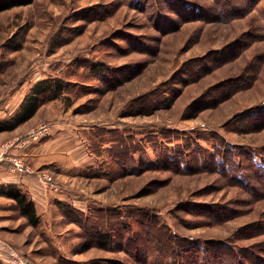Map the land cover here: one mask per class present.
Wrapping results in <instances>:
<instances>
[{
    "label": "rangeland",
    "instance_id": "1",
    "mask_svg": "<svg viewBox=\"0 0 264 264\" xmlns=\"http://www.w3.org/2000/svg\"><path fill=\"white\" fill-rule=\"evenodd\" d=\"M221 10L216 0H35L0 12V117L14 114L35 82L61 77L67 92L42 105L22 137L42 145L56 139L55 125L69 126L80 151L58 150L72 166L22 160L26 174L46 172L59 186L36 178L47 193L35 203L40 224L18 214L10 224L14 242H6L32 264H181L189 240L264 256V235L247 238L248 226L264 223L261 186L256 195L211 164L184 173L157 162L175 151L162 137L171 130L179 146L210 150L219 134L264 153V128L244 129L246 110L264 105V0L227 21ZM96 62L107 69L92 70ZM202 102L211 107L200 110ZM42 124L49 131L35 137ZM90 129L140 142L136 165L92 153ZM218 206L234 213L210 216ZM97 233L111 239L102 244Z\"/></svg>",
    "mask_w": 264,
    "mask_h": 264
},
{
    "label": "trees",
    "instance_id": "2",
    "mask_svg": "<svg viewBox=\"0 0 264 264\" xmlns=\"http://www.w3.org/2000/svg\"><path fill=\"white\" fill-rule=\"evenodd\" d=\"M35 0H0V12L9 10L14 7L25 6L33 3ZM243 1V2H242ZM217 5L222 8L220 19L227 21L236 17H240L249 12L259 0H216ZM218 19V18H217ZM90 68L94 71L105 70L104 63H92ZM107 69V68H106ZM68 83L61 77H50L35 82L29 93L24 95L18 110L3 119H0V132L12 131L33 118L39 109L45 103L60 99L67 92ZM240 87H234L232 91L221 93L214 103L217 106L224 101L227 95L234 93ZM200 110L211 107L210 102H202ZM199 110V111H200ZM246 118L244 129L250 131H257L264 128V105L251 107L246 110ZM244 113V114H245ZM119 130L95 131L90 129L86 132L85 137L88 140V147L92 153L99 152L97 156H102L105 151L109 153L110 158L114 164L120 167L126 165H136V155L141 149V143L136 141L132 136L127 138L121 136ZM179 134L178 131H168L162 137L167 139L166 142L174 144L171 149L175 151H164V156H158L157 162L160 164L167 163L173 170L179 172L190 173L196 167L207 168L209 164L216 167V170L221 175L231 179L233 183L243 185L250 189L254 194L258 195L257 186H261L264 191V153L261 149L245 150L238 144L229 141L222 135H215V144L212 148L203 149V147L196 146L190 142L184 145H176L175 141H171V134ZM124 138V139H123ZM183 139L189 140L184 137ZM157 150V149H156ZM163 153V150L160 149ZM111 164V163H110ZM254 185V186H253ZM3 194L15 200L16 206L21 216L26 218V222L32 226L40 224V216L37 212L34 200L23 192L19 187L11 185L8 189L2 191ZM250 192V193H251ZM260 196H264L262 193ZM62 206V205H61ZM64 207V206H62ZM219 208L210 207L207 211L210 216L214 218L220 217L224 214H233L234 210L225 208V206H218ZM71 208V207H70ZM68 209V208H67ZM216 216V217H215ZM251 228L247 238L264 235V223H254L247 227ZM250 229V230H251ZM97 238L102 244L109 241L111 238L103 234L97 233ZM190 246H182L183 263L181 264H264V256L255 253L248 249L250 253L244 254V259L241 253L234 249L233 246L227 242L211 241L204 248L199 246L193 240ZM264 252V241L258 246ZM157 260V259H156ZM158 264H163L159 260ZM171 264H179L178 261L171 260ZM0 264L1 258H0ZM111 264H126L120 260H114ZM165 264V263H164Z\"/></svg>",
    "mask_w": 264,
    "mask_h": 264
},
{
    "label": "crops",
    "instance_id": "3",
    "mask_svg": "<svg viewBox=\"0 0 264 264\" xmlns=\"http://www.w3.org/2000/svg\"><path fill=\"white\" fill-rule=\"evenodd\" d=\"M8 115L3 114L0 119H3ZM33 118H31L29 121L33 120ZM29 121L25 122L12 131L0 132L1 146L5 145L6 143H13L12 147L7 153L6 158L0 160V242H14L12 233H14L15 231L10 230V224L15 221L16 214H18V222L21 221L24 222V224L26 222V218L20 215L15 200L3 194L2 191L8 189L11 185H15L19 187L23 192L29 194V196L34 200L35 203L36 201L41 202L47 196V193H44L42 191L41 186L39 185V181L35 176L28 175L22 170H11V166L13 164L11 163L10 158L13 157L14 159H22L34 165L35 167L42 166L43 162H47L44 164H50L49 162L52 163L53 161H59V163L65 164V166H72L73 164H75L76 160H74L72 163L68 162L66 160L67 155L80 152L76 150V148L78 147H76L77 145L73 143L74 132L68 129L69 126H66L67 129H59V127H57L58 124L55 125V131H60L61 133L59 132L58 134L54 135L56 139L49 138L42 145H39L37 141L32 142L33 144H27L23 140L22 136L26 132L25 129H27V124ZM87 127L88 126H85L84 128ZM62 136H65L66 140L63 141V143H58L56 140L60 139V137ZM85 140L87 144L88 140L86 139V137ZM63 147H66L65 150H67L69 154L63 151L58 152V150L60 151V149H63ZM84 150L87 154L89 153L87 147ZM69 156L71 157V155ZM1 262L2 264H6V261L4 259H1Z\"/></svg>",
    "mask_w": 264,
    "mask_h": 264
},
{
    "label": "built area",
    "instance_id": "4",
    "mask_svg": "<svg viewBox=\"0 0 264 264\" xmlns=\"http://www.w3.org/2000/svg\"><path fill=\"white\" fill-rule=\"evenodd\" d=\"M34 136L37 137V133L40 134L42 132L49 131V126L47 124H42L39 128L33 130ZM11 148V144L6 143L5 145H2L0 147V160H3L6 158L8 151ZM13 162V167L11 170H22L24 172L28 171V167L23 163L22 159H18L16 161L15 159H11ZM31 172V171H30ZM40 182H46L49 184V186L53 187L57 190L59 187L57 182H55L54 178L46 173V172H40L36 174L35 176ZM0 257L1 259H4L7 264H32L27 257L21 253L18 249L12 247L10 244L5 242H0Z\"/></svg>",
    "mask_w": 264,
    "mask_h": 264
}]
</instances>
